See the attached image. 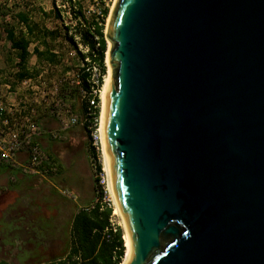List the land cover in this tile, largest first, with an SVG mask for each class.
<instances>
[{
	"label": "water",
	"instance_id": "water-1",
	"mask_svg": "<svg viewBox=\"0 0 264 264\" xmlns=\"http://www.w3.org/2000/svg\"><path fill=\"white\" fill-rule=\"evenodd\" d=\"M106 36L129 264H264V0H117Z\"/></svg>",
	"mask_w": 264,
	"mask_h": 264
},
{
	"label": "rangeland",
	"instance_id": "rangeland-1",
	"mask_svg": "<svg viewBox=\"0 0 264 264\" xmlns=\"http://www.w3.org/2000/svg\"><path fill=\"white\" fill-rule=\"evenodd\" d=\"M77 1L80 2L88 22L91 20L99 22L100 13L107 10V16L103 22L106 42L105 71L100 70L104 80L108 72L105 58L112 45L106 36L108 18L116 0ZM53 5L61 13L60 20L50 14ZM18 13L28 15L29 24L37 28L35 32L44 29L54 31L55 37L47 38L46 41L49 49L58 57L56 64H47L33 54L34 44L43 49L42 35L30 37L25 32L23 34L22 31L26 29H24V24L16 20L15 16ZM65 26L69 28L68 31L64 30ZM87 27V24L73 19L65 0H0V105L9 107L24 102L29 106L33 104L34 98L39 102L36 107L37 120L43 133L36 136L34 140L50 159L58 164L57 174L51 177L27 176L20 172L18 175L10 174L1 179L0 183L9 185L12 193L8 194L7 201L0 206V215L6 220L8 218L16 221L18 230L14 229L12 224L5 222L0 224V231L6 229L7 233H11V236L8 235L4 242L12 246L0 249V262L51 264L54 259L57 260L66 251H70L71 223L76 212L82 207L100 203L97 196L102 189L98 187L96 167L101 164L103 168L101 149L96 153L97 158H94L85 114L81 111L87 92L82 89L78 76L79 70L86 66V62L89 65H97L96 62H91L89 57L87 61L85 60L86 62L81 57L88 53L86 46L81 42V36ZM10 29H13L16 36L25 35L24 38L29 39L32 44L29 46L30 57L27 68L32 71L31 78L35 83H45L42 89L39 88L36 92L20 85L21 81L26 78L21 80L17 78V52L11 48L7 39V32ZM69 36L74 38L81 54L68 41ZM93 40L96 41V38ZM95 46L98 49V45ZM39 75H41L40 78H38ZM75 90L79 92L78 100L70 99L68 96ZM56 102L59 103L61 109L70 107L78 118V124L62 132L59 140L49 137L50 131L59 130L54 114ZM99 105L101 112V99ZM25 157V153L19 155L20 160H24ZM62 191H66L71 197L64 196ZM101 203L111 205L113 208L111 220L123 231L122 219L115 212V206L108 190L102 194ZM16 246L18 249L15 248Z\"/></svg>",
	"mask_w": 264,
	"mask_h": 264
},
{
	"label": "trees",
	"instance_id": "trees-1",
	"mask_svg": "<svg viewBox=\"0 0 264 264\" xmlns=\"http://www.w3.org/2000/svg\"><path fill=\"white\" fill-rule=\"evenodd\" d=\"M65 4L68 5L70 12L75 21L83 22L87 24L85 32L81 36V42L88 50L86 55H81L82 60L89 57L91 62H96L102 72L105 71L104 65V53L106 48V42L103 34V22L107 16V10L102 11L100 14L99 22L91 20L87 21L83 14L82 6L77 0H65ZM56 19H61V13L53 5V10L50 13ZM47 16V15H46ZM16 20L24 24L27 34L31 37L42 35V46L43 49L33 48V54L40 60L47 62V64H56L58 57L53 53L47 44V38H54V31L44 29L43 31H36V26L29 24L28 15L24 13H18L15 16ZM65 31H68L67 26L64 27ZM96 38V41L93 40ZM7 39L11 44V48L15 50L18 58V73L17 78L19 80L24 78H31L32 71L27 68V62L30 57L29 46L30 41L22 36H16L13 29L7 32ZM68 41L73 45L77 52L78 48L74 41V38L69 36ZM98 45V49L96 46ZM81 54V53H80ZM85 65H88L86 62ZM80 84L83 90L87 93L90 90V77L89 74L81 68L79 70ZM101 83V78L99 79ZM70 99L78 100L79 92H70ZM83 114L86 112V103H83L81 107ZM97 115V113H96ZM92 147V146H91ZM96 151L92 147V155L97 158ZM98 172L101 171V164L97 165ZM99 187V186H98ZM100 188V187H99ZM103 191L100 190L97 198L100 199V203H96L93 208L86 209L85 207L80 208L74 215L71 223V235L72 244L70 251H66L61 258L53 260L51 264H120L124 256V242H123V231L120 227H117L116 232L112 235L110 240L104 239V233L110 226V219L112 217L113 208L110 204L101 203ZM0 264H7L3 261Z\"/></svg>",
	"mask_w": 264,
	"mask_h": 264
},
{
	"label": "built area",
	"instance_id": "built-area-1",
	"mask_svg": "<svg viewBox=\"0 0 264 264\" xmlns=\"http://www.w3.org/2000/svg\"><path fill=\"white\" fill-rule=\"evenodd\" d=\"M83 68L89 74L91 84L87 95L84 93L86 95L85 122L89 131L91 146L98 153L101 149V112L99 104L102 81L104 80L100 74L98 65L88 64ZM100 78L101 83H99ZM44 84V82L35 83L32 78H26L20 83L21 86L30 88L32 92H36L39 88L42 89ZM38 105L39 102L35 98L33 99V104H29V106L25 105L24 102L9 107L0 105V165H5L12 170L20 171L29 176L47 178L57 174L58 164L51 160L43 148L34 140L36 136L43 133V129L37 120L36 107ZM54 114L58 121L59 130L50 131L49 137L53 140H59L62 132L78 124V118L70 107L61 109L57 102L55 103ZM21 153L26 154L24 160H20L19 158ZM97 176L98 185L102 189L103 194H105L106 190H108L107 177L102 167ZM61 193L64 196L71 197L66 191H62ZM72 198L74 199V197ZM94 205L95 203L85 208L90 209ZM117 227L110 219V226L104 233V239L110 240L116 232Z\"/></svg>",
	"mask_w": 264,
	"mask_h": 264
},
{
	"label": "bare ground",
	"instance_id": "bare-ground-1",
	"mask_svg": "<svg viewBox=\"0 0 264 264\" xmlns=\"http://www.w3.org/2000/svg\"><path fill=\"white\" fill-rule=\"evenodd\" d=\"M116 2H117V0H116ZM116 2L114 3V7H115ZM114 7L112 8V12L114 11ZM112 12L110 13V16L108 18V23H109V20L111 18ZM105 62L107 64V66H108L107 67L108 68V70H107L108 72H107V75H106V77L104 79V82H103V85H102V90H101V101H102V108H101V114H100L101 157H102V162L101 163H103V169H104V171L106 173V177H107L108 193L110 194V196H111V198L113 200V203H114V206H115V212L119 214V216L122 219V224H123L124 256H123V259H122L120 264H129V262L131 260V257H132V254H133L132 243H131V239H130V236L128 234L125 222H124L122 210L120 208L118 200L116 199V197L114 195V192L112 190L111 184H110L109 169H108L107 162H106V150H105L103 132H102L104 110H105V106H106V98H107L108 91H109V89L111 87V72L112 71H111V68L109 67L110 65H109L108 54L106 55Z\"/></svg>",
	"mask_w": 264,
	"mask_h": 264
},
{
	"label": "crops",
	"instance_id": "crops-1",
	"mask_svg": "<svg viewBox=\"0 0 264 264\" xmlns=\"http://www.w3.org/2000/svg\"><path fill=\"white\" fill-rule=\"evenodd\" d=\"M24 29H26V28H24ZM43 31V30H42ZM24 32H25V34H27L26 32V30H24V31H22V33L24 34ZM38 32V31H37ZM23 37L25 36V35H22ZM31 44V43H30ZM32 45V44H31ZM34 46L36 47V48H38L39 50H41L39 47H37V45L36 44H34ZM29 52H30V50H29ZM38 138V137H37ZM34 139H36V137L34 138ZM10 174H15V175H18V174H20V171H17V170H12V169H10L9 167H7V166H5V165H0V181H1V179L3 178V177H6V176H8V175H10ZM23 176H26V175H23ZM28 176V175H27ZM20 180V179H19ZM11 187L9 186V185H5V184H2V183H0V206L5 202V201H7V198H8V194L9 193H12V189H10ZM15 190H16V187H15ZM3 222H5V223H9V224H12V226H13V228L14 229H17L18 230V226H17V223H16V221H12V219H8L7 218V220H6V218H2V216L0 215V224L1 223H3ZM0 230H1V227H0ZM3 231V232H2ZM2 231H0V235H1V237H0V249H2V248H4V247H8V248H10V247H12L11 245H9V244H5V240L7 239V237H8V235L9 236H11L10 234L11 233H7V230L6 229H4V230H2ZM14 232H16V231H14ZM3 236V237H2ZM16 249H18V247L16 246L15 247Z\"/></svg>",
	"mask_w": 264,
	"mask_h": 264
}]
</instances>
